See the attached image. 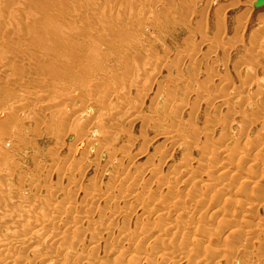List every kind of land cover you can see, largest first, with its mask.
Instances as JSON below:
<instances>
[{"label":"rangeland","instance_id":"obj_1","mask_svg":"<svg viewBox=\"0 0 264 264\" xmlns=\"http://www.w3.org/2000/svg\"><path fill=\"white\" fill-rule=\"evenodd\" d=\"M262 42L264 0H0V207L64 201L53 264H264Z\"/></svg>","mask_w":264,"mask_h":264},{"label":"bare ground","instance_id":"obj_2","mask_svg":"<svg viewBox=\"0 0 264 264\" xmlns=\"http://www.w3.org/2000/svg\"><path fill=\"white\" fill-rule=\"evenodd\" d=\"M253 2H254V0H253ZM230 11V10H229ZM262 45H264V43L262 42ZM221 88H223V87H221ZM226 90V89H225ZM219 101V100H218ZM222 102H223V100H222ZM134 113V112H133ZM136 113V112H135ZM131 115V114H130ZM133 115H135V114H133ZM137 117V116H136ZM133 118H135V116L133 117ZM239 118V117H238ZM130 119H132V118H130ZM240 125V124H239ZM178 131L179 130H177V133H178ZM174 132V131H173ZM182 133V132H181ZM181 133H180V131H179V134L181 135ZM174 134H175V132H174ZM173 134V135H174ZM179 134H176V135H178V136H180ZM165 136H167V135H165ZM171 136H172V133H171ZM170 137V136H169ZM177 137V136H176ZM181 137V136H180ZM180 137H179V140H180ZM167 138V137H166ZM170 138H173V136L172 137H170ZM178 138V137H177ZM175 139V138H174ZM173 139V142H175V140H178V139H175L174 140ZM185 139V138H184ZM182 140V139H181ZM187 140V139H186ZM161 141H163V139L161 140ZM160 141V143H162ZM165 141H167V140H165ZM169 141V140H168ZM164 142V141H163ZM170 142H171V140H170ZM178 142V141H177ZM221 142V141H220ZM78 147V146H77ZM78 149V148H77ZM225 150V149H224ZM224 150L223 149H221L220 150V152H221V154L223 155V153L222 152H224ZM76 152V151H75ZM212 152H214V151H212ZM70 153V152H69ZM214 154H215V152H214ZM213 154V155H214ZM216 156V155H215ZM217 156H219V155H217ZM145 158V157H144ZM119 160H120V157L118 158ZM132 159V158H131ZM130 160V159H129ZM196 160V159H195ZM207 160V159H206ZM113 162V161H112ZM118 162V161H117ZM147 163V162H146ZM221 164V163H220ZM148 165V164H147ZM199 165H201V163H199L198 164V166ZM225 170V169H224ZM178 171V170H177ZM226 171V170H225ZM185 172V171H184ZM187 172V171H186ZM223 172V171H222ZM188 173V172H187ZM225 174H227V173H225ZM225 174H223L222 173V175H224L225 176ZM189 176H190V174H188ZM188 175H185V176H187V178L189 177ZM191 175H192V173H191ZM184 177V176H183ZM192 177H194V175L192 176ZM197 177V176H196ZM186 179V178H185ZM189 179H193V178H190L189 177ZM222 179H223V177H222ZM204 183V182H203ZM213 183V182H212ZM206 184V183H205ZM209 184V183H208ZM208 184H206V185H208ZM205 185V187H208V186H206ZM217 185V184H216ZM219 185V184H218ZM210 186V185H209ZM212 186V185H211ZM213 186H215L214 185V183H213ZM222 186V185H221ZM217 187V186H216ZM215 188V187H214ZM218 190V189H217ZM56 191V190H55ZM216 191V190H215ZM55 193H57V191L55 192ZM192 193V192H191ZM61 194V193H60ZM1 195V194H0ZM61 195H63V197H64V194H61ZM66 195V194H65ZM68 195V194H67ZM65 197H67V196H65ZM64 197V199L65 200H67L66 198ZM13 198H15V197H13ZM62 198V197H61ZM188 199V198H187ZM186 199V200H187ZM10 200H12V199H10ZM63 200V199H62ZM175 201V200H174ZM177 201V200H176ZM192 201V200H191ZM252 201V200H251ZM8 202H11V201H8ZM7 202V203H8ZM21 202V201H20ZM61 203L62 202H64V201H60ZM59 202V203H60ZM161 202V201H160ZM231 202V201H230ZM238 202V201H237ZM6 203V202H5ZM56 203V202H55ZM59 203L57 204V205H59ZM171 203V202H170ZM173 203V202H172ZM175 203V202H174ZM233 203V202H232ZM243 203V202H242ZM246 203V202H245ZM156 204V203H155ZM248 204H250V203H247V205ZM10 204H8V206H9ZM11 205L12 206H16L17 205V201H16V199L13 201V202H11ZM57 205H55V204H51V203H46L44 206H41L40 205V203L37 205L38 206V208L36 209V207H35V209H33V210H31V209H29V210H24V213H23V215L21 216L20 214V216L18 215V213H16L17 215V217L16 216H14V213H12V215H10V212L9 211H7V210H10L11 211V209L13 208H8L7 210L4 208V207H6V204H5V206H3V207H0V225H2V226H5L6 227V232L5 233H7L5 236L3 235V237L2 236H0V250H2V248H5V247H12V248H14V249H18V250H21V249H24V248H26L28 251H30V253L35 257V258H38L39 260V262H42V263H45V264H48V260H51V261H53L52 260V256H49L48 255V253L49 252H47V244H48V242L50 243V242H53V241H55V240H57L58 238H59V234H61V233H59V232H57L56 231V233H59L58 235L59 236H57L56 234H54V232H51V230L53 229V227H52V229H51V226L54 224V221H53V219H55L54 217H52L50 214L51 213H53L55 210H59V209H57ZM62 205V204H61ZM160 205H162V204H160ZM164 205V204H163ZM60 206V205H59ZM61 207V206H60ZM59 207V208H60ZM183 207V206H182ZM17 208V207H16ZM62 208V207H61ZM143 208V207H142ZM179 208V207H178ZM184 208V207H183ZM199 208V207H198ZM22 209V208H21ZM163 209H164V207H163ZM218 209V208H217ZM13 210L14 209H12V212H13ZM144 210V209H143ZM143 210H142V212H143ZM185 210V209H184ZM219 210V209H218ZM218 210H217V212H218ZM226 210V209H225ZM65 211V210H64ZM165 211H166V209H165ZM164 211V212H165ZM216 211V210H215ZM220 211V210H219ZM9 212V213H8ZM61 212V211H60ZM160 212V211H159ZM223 212V211H222ZM221 212V213H222ZM213 213V212H212ZM220 213V212H219ZM221 213H220V216H221ZM143 214V213H142ZM163 214V213H162ZM169 214V213H168ZM218 214V213H217ZM66 215V214H65ZM170 215V214H169ZM177 215V214H176ZM49 216H51V217H49ZM144 216V215H143ZM219 216V215H218ZM61 217V216H60ZM52 218V219H51ZM177 218V217H176ZM61 220H62V218H60ZM64 219V218H63ZM175 219V218H174ZM192 219V218H191ZM53 222H52V221ZM59 220V219H58ZM220 220H222V218L220 217ZM57 221V220H56ZM63 221V220H62ZM89 221V220H88ZM144 221V220H143ZM60 223V222H59ZM58 223V224H59ZM62 223V222H61ZM146 223V222H145ZM225 223V222H224ZM227 223V222H226ZM57 224V223H56ZM57 224V225H58ZM119 224V223H118ZM186 224V223H185ZM194 224V223H193ZM227 224H229V223H227ZM143 225V224H142ZM230 225V224H229ZM166 226V225H165ZM164 226V227H165ZM172 226V225H171ZM127 227V226H126ZM147 227V226H146ZM149 227V226H148ZM147 227V228H148ZM163 227V228H164ZM174 227V226H173ZM19 228V230H20V234H10V233H12V231L11 230H14V229H18ZM146 229V228H145ZM169 230H170V228H168ZM173 229V228H172ZM229 229V228H228ZM55 230V229H54ZM196 230V229H195ZM236 230H238V229H236ZM8 231V232H7ZM128 231V230H127ZM165 231V230H164ZM232 231V230H231ZM15 232V231H14ZM18 232V231H17ZM124 232V231H123ZM142 232V231H141ZM146 232V231H145ZM161 232V231H160ZM81 233H83V232H81ZM85 233V232H84ZM99 233V232H98ZM121 233V232H120ZM125 233H126V229H125ZM125 233H123V234H125ZM148 233V232H147ZM161 233H163V232H161ZM229 233H231V232H229ZM107 234V233H106ZM173 234V233H172ZM198 234V233H197ZM85 235V234H84ZM83 235V236H84ZM96 235H99V234H96ZM100 235H101V233H100ZM103 235H105V233H103ZM122 235V234H121ZM131 235L133 236L134 234H129V231H128V233H126V236L124 237V239L127 241V239H129V237H131ZM137 235V234H136ZM136 235H134V236H136ZM141 235V234H140ZM149 235H151V234H149ZM199 235V234H198ZM203 235V234H202ZM86 236V235H85ZM84 236V237H85ZM89 236H92V235H89ZM107 236V235H106ZM118 236V235H117ZM123 236V235H122ZM122 236H119L120 237V240L121 241H123V239H122ZM147 236L148 235H144V237L143 238H147ZM204 236V235H203ZM229 236H230V234H229ZM92 237H95V236H92ZM91 237V238H92ZM99 237H101V236H99ZM108 237V236H107ZM106 237V238H107ZM142 237V236H141ZM163 237V236H162ZM213 237V236H212ZM85 238H87V237H85ZM89 238V237H88ZM91 238H89V239H91ZM96 238V237H95ZM97 238H98V236H97ZM102 238H104V237H102ZM102 238H98V239H101L102 240ZM143 238H142V242H143ZM145 238V239H146ZM156 238V237H155ZM201 238V237H200ZM211 238V237H210ZM209 238V239H210ZM139 239H140V236H139ZM139 239H138V241H139ZM147 239H150V238H147ZM146 239V240H147ZM193 239H195V240H199V239H197V238H193ZM203 239H205V238H203ZM213 239V238H212ZM228 239V238H227ZM100 240V241H101ZM134 240V239H133ZM158 240V239H157ZM171 240V239H170ZM202 240V239H201ZM86 241H87V239H86ZM91 243L90 244H92V245H94L95 243H96V241H95V239L93 240L92 239V241L91 240H89ZM129 241V240H128ZM149 241V240H148ZM151 241V240H150ZM193 241V240H192ZM208 241V240H207ZM139 242H141V241H139ZM147 242V241H146ZM210 242V241H209ZM123 243H124V241H123ZM192 243V242H191ZM125 244L126 243H124V248H127L128 249V247H125ZM194 244V243H193ZM192 244V245H193ZM97 245H99L100 246V244H99V242H98V244ZM96 245V246H97ZM49 246L50 245H48V248H49ZM127 246H129L128 244H127ZM123 247H122V249H123ZM193 247H197V246H193ZM6 250V249H5ZM125 250V249H124ZM3 251V250H2ZM22 251V250H21ZM20 251V252H21ZM49 251V250H48ZM122 251V250H121ZM126 251V250H125ZM157 251V250H156ZM205 251H206V249H205ZM7 252V251H6ZM16 252H17V250H16ZM70 252V251H69ZM117 252V251H116ZM120 252V251H119ZM119 252H118V254H119ZM151 252V251H150ZM179 252H181V251H179ZM178 252V253H179ZM217 252V251H216ZM237 252V251H236ZM168 253H169V251H168ZM71 254V253H70ZM120 254H121V252H120ZM167 254V253H166ZM170 254V253H169ZM182 252L181 253H179V255H177L178 256V259L180 258L181 259V257H182ZM195 254V253H194ZM16 255V254H15ZM14 254L12 255V254H6V253H4L3 254V256H1L0 258L2 259L0 262L2 263V264H12V263H16V261L15 260H17V259H21V258H19L18 256H15ZM20 255V254H19ZM172 255H173V253H172ZM175 255V254H174ZM177 256H175V257H177ZM183 256H185V255H183ZM238 256V255H237ZM32 257V256H31ZM131 257V256H130ZM174 257V256H173ZM239 257V256H238ZM133 258V256L130 258V259H132ZM136 258V257H135ZM145 258V257H144ZM206 258V257H205ZM237 258V257H236ZM253 258V257H252ZM251 259V258H250ZM133 260H134V258H133ZM136 260V259H135ZM139 260V259H138ZM145 259H143V261H144ZM200 260H202V259H200ZM48 261V262H47ZM61 261V260H60ZM77 260H75V261H73V263L74 262H76ZM97 261V260H96ZM100 261V260H99ZM98 261V262H99ZM185 261V260H184ZM191 261V260H190ZM203 261V260H202ZM201 261V262H202ZM204 261H206V259L204 260ZM239 261V260H238ZM250 261V260H249ZM259 261H260V258H259ZM55 262V261H54ZM54 262H52V263H50V264H53ZM67 261H65V263H64V261H61L59 264H70V263H66ZM98 262L97 263H95V264H98ZM102 262V261H101ZM100 262V263H101ZM180 262V261H179ZM200 262V263H201ZM248 262V261H247ZM246 262V263H247ZM0 263V264H1ZM14 263V264H15ZM77 263V262H76ZM197 263V262H196ZM257 263V262H256ZM259 263V262H258ZM257 263V264H258ZM104 264V263H103ZM198 264H199V262H198ZM202 264V263H201ZM204 264V263H203ZM242 264V263H241ZM252 264V263H251Z\"/></svg>","mask_w":264,"mask_h":264}]
</instances>
